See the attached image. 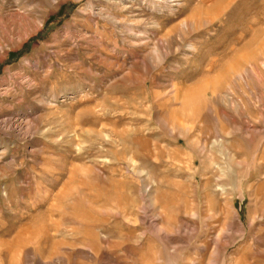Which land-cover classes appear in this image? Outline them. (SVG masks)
Here are the masks:
<instances>
[{"label": "rangeland", "instance_id": "obj_1", "mask_svg": "<svg viewBox=\"0 0 264 264\" xmlns=\"http://www.w3.org/2000/svg\"><path fill=\"white\" fill-rule=\"evenodd\" d=\"M32 250L264 264V0H0V264Z\"/></svg>", "mask_w": 264, "mask_h": 264}, {"label": "bare ground", "instance_id": "obj_2", "mask_svg": "<svg viewBox=\"0 0 264 264\" xmlns=\"http://www.w3.org/2000/svg\"><path fill=\"white\" fill-rule=\"evenodd\" d=\"M115 20V19H114ZM21 243V242H20ZM58 246V245H57ZM19 248H21L20 246H18ZM32 248V247H31ZM16 249V248H15ZM31 250V249H30ZM23 251V250H22ZM33 251V253H31V252H29L28 253V263L29 264H42V261H39L37 258H36V256H35V252H34V250H32ZM41 260V259H40Z\"/></svg>", "mask_w": 264, "mask_h": 264}]
</instances>
